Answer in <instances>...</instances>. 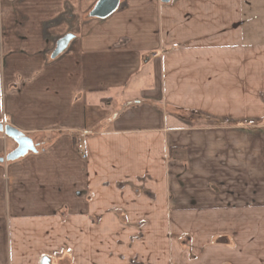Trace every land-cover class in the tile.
I'll return each mask as SVG.
<instances>
[{
	"label": "crops",
	"instance_id": "obj_1",
	"mask_svg": "<svg viewBox=\"0 0 264 264\" xmlns=\"http://www.w3.org/2000/svg\"><path fill=\"white\" fill-rule=\"evenodd\" d=\"M98 1L0 0V264H264L258 0Z\"/></svg>",
	"mask_w": 264,
	"mask_h": 264
},
{
	"label": "water",
	"instance_id": "obj_2",
	"mask_svg": "<svg viewBox=\"0 0 264 264\" xmlns=\"http://www.w3.org/2000/svg\"><path fill=\"white\" fill-rule=\"evenodd\" d=\"M171 0H163L162 3H168ZM120 0H99L94 8L89 12V18L91 19H104L113 14L117 8ZM72 36H65L63 39L59 40L55 45V49L51 54L50 59L57 58L61 55L66 49L67 45L71 41ZM0 133L4 134L5 137L12 140L16 148L14 151H10L4 158H0V163L4 162H14L23 157H25L28 153H36V146L33 144L30 138H25V136L16 130L15 128L3 125L0 123Z\"/></svg>",
	"mask_w": 264,
	"mask_h": 264
},
{
	"label": "rangeland",
	"instance_id": "obj_3",
	"mask_svg": "<svg viewBox=\"0 0 264 264\" xmlns=\"http://www.w3.org/2000/svg\"><path fill=\"white\" fill-rule=\"evenodd\" d=\"M250 0H247V2H249ZM258 9H261L264 11V0H258V6H256ZM261 19H264V15H262V17H260ZM179 115H181V117L179 119H184V120H188L190 123H193V124H196V125H200L202 123H209L210 126H215L218 122L217 120L213 119V118H208V117H205L195 111H190L189 112H185V113H182V112H179ZM249 130H252V129H249ZM0 137H2L1 139H3L4 141H8V143L10 144H13L15 145V143L8 139L7 137L4 136V134L0 133ZM182 170H185V169H182ZM182 175V174H181ZM178 176L176 177L175 181H173V176L171 177V182L170 184L173 185V184H178L179 185V189H184L183 187H180V184H183L182 180V176ZM184 177V176H183ZM178 179V181H177ZM178 192V199L181 200L183 203L185 201V191H177ZM182 209V208H181ZM183 211H185V209H183ZM182 215H185V214H182ZM184 226V225H182ZM184 242V240H183Z\"/></svg>",
	"mask_w": 264,
	"mask_h": 264
},
{
	"label": "trees",
	"instance_id": "obj_4",
	"mask_svg": "<svg viewBox=\"0 0 264 264\" xmlns=\"http://www.w3.org/2000/svg\"><path fill=\"white\" fill-rule=\"evenodd\" d=\"M36 146V149H37V147L39 146V145H35Z\"/></svg>",
	"mask_w": 264,
	"mask_h": 264
},
{
	"label": "bare ground",
	"instance_id": "obj_5",
	"mask_svg": "<svg viewBox=\"0 0 264 264\" xmlns=\"http://www.w3.org/2000/svg\"><path fill=\"white\" fill-rule=\"evenodd\" d=\"M33 142V141H32ZM34 144V143H33ZM35 145V144H34ZM36 151V150H35Z\"/></svg>",
	"mask_w": 264,
	"mask_h": 264
}]
</instances>
